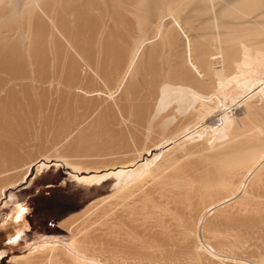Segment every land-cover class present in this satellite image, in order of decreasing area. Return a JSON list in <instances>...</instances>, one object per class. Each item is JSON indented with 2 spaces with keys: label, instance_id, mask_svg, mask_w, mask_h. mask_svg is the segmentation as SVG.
Listing matches in <instances>:
<instances>
[{
  "label": "bare ground",
  "instance_id": "1",
  "mask_svg": "<svg viewBox=\"0 0 264 264\" xmlns=\"http://www.w3.org/2000/svg\"><path fill=\"white\" fill-rule=\"evenodd\" d=\"M262 32L264 0H0V158L12 164L28 124L43 150L1 187L0 207L30 169L62 167L87 186L113 182L80 212L101 219L91 241L71 242L94 264H136L150 248L173 258L179 245L264 264L235 255L250 246L240 230L264 224ZM221 216L231 241L214 231ZM44 252L46 264L69 254L46 241L16 260Z\"/></svg>",
  "mask_w": 264,
  "mask_h": 264
},
{
  "label": "rangeland",
  "instance_id": "2",
  "mask_svg": "<svg viewBox=\"0 0 264 264\" xmlns=\"http://www.w3.org/2000/svg\"><path fill=\"white\" fill-rule=\"evenodd\" d=\"M260 35L264 37V32H262ZM99 87L102 88L101 85ZM106 103L112 104L111 101H107ZM29 125L30 124H28V126ZM196 125L200 126L198 124ZM196 125L195 127H197ZM214 125L215 124H213L212 126L214 127ZM28 126L23 128V131L29 136V138H27L28 136H26V141L23 140L20 146V148L22 147L24 150H31V147H33V140L31 139V137L36 130L32 125L29 127ZM198 128L201 129L202 127L200 126ZM206 130H210V128L206 127ZM206 130L204 128V132ZM209 132L210 131H207V133ZM23 149H19L18 152L21 153ZM42 152L43 150H39L38 152L34 150L33 152L28 153L27 156L23 155L24 158H22L21 163L14 167H6L8 159L0 158V190L3 185L19 180L26 170L25 166L23 167V164L35 160ZM19 153L15 155L12 161H15L18 158ZM112 183V179H109L100 185L87 186L78 183L75 180H72V177L62 167L56 168L55 166H52L49 169L41 172L40 174L31 177V183L29 186H25L14 192H12V189H10L9 191H11V193L13 194V198L15 196L16 199L11 202H7L8 205L6 204L0 207V213H4L6 212V210L10 211V208L8 206H11L13 203L16 204L19 200H27L29 204V219L32 223V226L34 227L33 233L31 235L34 241L33 247L36 245L38 246L45 241L56 243L65 254H70H68V256L64 258V263L62 264H73V260L70 259L71 256L74 255L77 259V261H75L76 263L74 262V264H84L83 262H80L81 258L85 259L86 264H94L95 260L92 255H83L82 252L77 251L71 246V242L73 241V239L82 240L85 237L88 238L87 241H91L89 240L91 235H94L97 230V224L95 223L97 221H100L101 219L98 218V216H95V218L92 217L91 219H88L89 221H86L87 216L82 217V214H80V212L95 198L109 193ZM48 184H50L51 186H47ZM153 209H155V214H160V209L158 207H154ZM227 210L228 214L230 215H237L241 213V208L239 206L230 205L227 207ZM3 217H5V214H3ZM169 217L170 216L168 214H164L162 216L163 220L167 219L165 221L167 222V224L170 222L169 224L171 226V223L173 222V226L175 227L174 220H172L171 218L169 219ZM150 223L151 221H149V224ZM152 223L150 224L151 227L155 225L154 223ZM228 223L229 218L227 216L225 218L223 216L219 217L218 221L214 225V231L220 236L228 237V240L231 241L236 236L233 234L234 231L232 233L227 231L228 229L232 228ZM39 228L40 232L44 234V239H40L38 236ZM258 230L261 231V234H257L256 232L249 234L244 233L243 230H240L241 232L239 231L240 235L238 238L241 239V243L246 242L247 246H250H248V252H237V254L235 253L236 256L250 259L251 261L256 263L260 262V259L264 257V224L258 226ZM204 235L206 237V241H208L210 244H215L212 235L208 233H204ZM196 242V239H190V244H194ZM179 246L175 247V252L173 251V258H169V255L165 251H162V254V252L157 248H150L147 250L141 249L139 254L140 256L135 259L136 264H234L227 261L221 262L218 260H211L206 253L197 255L190 253L189 251L186 252L182 249V246ZM90 253L94 254L98 253V251L91 250ZM104 255L106 256L107 253H103V256ZM46 258L47 252H44L42 255H40L39 253L38 261L36 263L46 264ZM89 258L90 261L88 260ZM238 264L245 263L241 262Z\"/></svg>",
  "mask_w": 264,
  "mask_h": 264
},
{
  "label": "crops",
  "instance_id": "3",
  "mask_svg": "<svg viewBox=\"0 0 264 264\" xmlns=\"http://www.w3.org/2000/svg\"><path fill=\"white\" fill-rule=\"evenodd\" d=\"M30 152L33 151L30 149H23L22 152L19 153L18 158L13 161L12 164L7 160L6 167L17 166L21 163L22 158H24L25 155L27 156ZM24 166L25 164H23V167ZM15 199L14 196L11 201ZM8 207L10 208V211L6 210V212L0 213V264H18V261L16 260L17 257L27 256L37 247V245L33 247L34 241L31 236L34 227L29 219V204L27 200H19L16 204L13 203ZM3 214H5V217H3ZM38 236L40 239L45 238L44 234L40 232V228Z\"/></svg>",
  "mask_w": 264,
  "mask_h": 264
},
{
  "label": "water",
  "instance_id": "4",
  "mask_svg": "<svg viewBox=\"0 0 264 264\" xmlns=\"http://www.w3.org/2000/svg\"><path fill=\"white\" fill-rule=\"evenodd\" d=\"M35 176V170L34 169H30V172L27 174L25 180L23 181V184H19L18 186H16L15 188L12 189V192L16 191V190H19L23 187H25L28 182H27V179L31 178V177H34ZM5 197V196H4Z\"/></svg>",
  "mask_w": 264,
  "mask_h": 264
}]
</instances>
